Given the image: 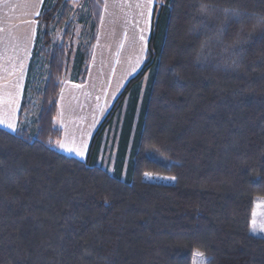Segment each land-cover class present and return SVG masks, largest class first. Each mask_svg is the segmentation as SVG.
Returning a JSON list of instances; mask_svg holds the SVG:
<instances>
[{
    "label": "trees",
    "instance_id": "trees-1",
    "mask_svg": "<svg viewBox=\"0 0 264 264\" xmlns=\"http://www.w3.org/2000/svg\"><path fill=\"white\" fill-rule=\"evenodd\" d=\"M86 1L78 84L102 13L101 0ZM155 1L144 65L84 161L54 148L72 54L56 36H68L71 1H43L17 130L0 128V264H193L195 253L204 264H264V238L250 232L264 197V0ZM125 105L141 114L128 181L97 165L98 139Z\"/></svg>",
    "mask_w": 264,
    "mask_h": 264
},
{
    "label": "crops",
    "instance_id": "crops-1",
    "mask_svg": "<svg viewBox=\"0 0 264 264\" xmlns=\"http://www.w3.org/2000/svg\"><path fill=\"white\" fill-rule=\"evenodd\" d=\"M41 0H0V118L14 123L20 110L24 83L34 41L36 18ZM102 13L97 37L90 57L85 82L78 84L67 71L58 96V112L54 125L61 138L54 148L61 154L84 161L92 136L110 112L114 102L128 82L142 69L146 60L152 31L154 6L146 0H101ZM139 5V7H138ZM150 10V11H149ZM141 37H143L141 39ZM23 61L20 94L12 111L6 102L8 94L16 93L19 72L14 71ZM153 70H150L130 91L134 101L147 91ZM1 129L15 133L0 125ZM81 154H77V153Z\"/></svg>",
    "mask_w": 264,
    "mask_h": 264
},
{
    "label": "rangeland",
    "instance_id": "rangeland-1",
    "mask_svg": "<svg viewBox=\"0 0 264 264\" xmlns=\"http://www.w3.org/2000/svg\"><path fill=\"white\" fill-rule=\"evenodd\" d=\"M71 1V21L66 35L59 30L57 38L63 37L65 43L72 48L68 71H72L78 54V48L88 41L89 18L86 0ZM70 42V43H69ZM127 104V103H126ZM131 111L127 105L117 113L108 128L100 135L97 142V165L108 171L112 176L128 181L131 178L135 145L138 143L140 111L130 118ZM133 120V121H132ZM132 125H129V122ZM255 212V216L253 213ZM250 232L264 238V197H257L252 210ZM201 258L194 255L193 264Z\"/></svg>",
    "mask_w": 264,
    "mask_h": 264
},
{
    "label": "snow or ice",
    "instance_id": "snow-or-ice-1",
    "mask_svg": "<svg viewBox=\"0 0 264 264\" xmlns=\"http://www.w3.org/2000/svg\"><path fill=\"white\" fill-rule=\"evenodd\" d=\"M42 2V0H41ZM154 0H146V3L147 4H151L153 3ZM139 7V5H138ZM150 11V10H149ZM37 15H39V13H37ZM232 16L236 19L237 22H240V14L239 13H233ZM143 37H141L142 39ZM14 71L16 72H19V77H18V80H17V83L15 85L16 87V93L14 94H8L7 98H6V102L7 104L9 105L10 109L12 111H15V106H16V103H17V100H18V97H19V94H20V84H19V80H22L23 79V72H24V64H23V61L20 62L19 64V67L18 68H14ZM5 102V99L3 97H0V104L4 103ZM0 125H3V126H6L8 128H10L11 130L15 131L16 130V126L14 123H11V122H8L6 123L4 119L0 118ZM78 155L81 154V153H77ZM253 215L255 216V212L253 213ZM196 257H200V254L199 253H195L194 254ZM196 264H204V261L202 258H199L197 261H196Z\"/></svg>",
    "mask_w": 264,
    "mask_h": 264
}]
</instances>
